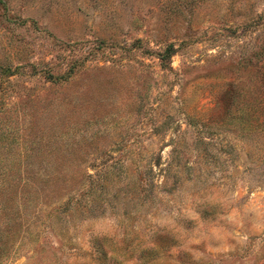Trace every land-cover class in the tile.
I'll use <instances>...</instances> for the list:
<instances>
[{"label": "rangeland", "instance_id": "1", "mask_svg": "<svg viewBox=\"0 0 264 264\" xmlns=\"http://www.w3.org/2000/svg\"><path fill=\"white\" fill-rule=\"evenodd\" d=\"M34 171L0 264H264V0H3L0 183Z\"/></svg>", "mask_w": 264, "mask_h": 264}, {"label": "trees", "instance_id": "2", "mask_svg": "<svg viewBox=\"0 0 264 264\" xmlns=\"http://www.w3.org/2000/svg\"><path fill=\"white\" fill-rule=\"evenodd\" d=\"M1 3L3 0H0ZM167 53L168 49H165L160 56L163 57ZM39 175L35 171L27 176L25 174L20 175V172L3 173V183H0V254L4 252L6 247L13 245L16 238L12 240L13 237L23 230V226H25L23 222L28 214L27 208L30 203L35 204V200L46 192V189L40 191L39 187L45 186L38 185ZM69 204L70 200H66L62 206L59 205L56 208L64 209ZM26 230H28L27 227H25Z\"/></svg>", "mask_w": 264, "mask_h": 264}]
</instances>
